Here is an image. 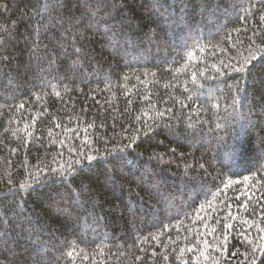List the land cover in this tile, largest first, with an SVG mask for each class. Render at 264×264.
Wrapping results in <instances>:
<instances>
[{
	"label": "trees",
	"instance_id": "16d2710c",
	"mask_svg": "<svg viewBox=\"0 0 264 264\" xmlns=\"http://www.w3.org/2000/svg\"><path fill=\"white\" fill-rule=\"evenodd\" d=\"M0 264H264V0H0Z\"/></svg>",
	"mask_w": 264,
	"mask_h": 264
}]
</instances>
